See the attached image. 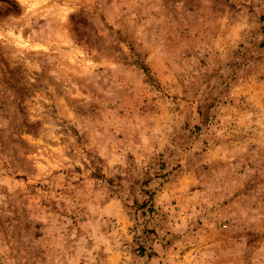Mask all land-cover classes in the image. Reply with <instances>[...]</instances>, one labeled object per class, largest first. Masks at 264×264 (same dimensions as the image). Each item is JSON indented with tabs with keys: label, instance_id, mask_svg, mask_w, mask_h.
I'll return each mask as SVG.
<instances>
[{
	"label": "clouds",
	"instance_id": "1",
	"mask_svg": "<svg viewBox=\"0 0 264 264\" xmlns=\"http://www.w3.org/2000/svg\"><path fill=\"white\" fill-rule=\"evenodd\" d=\"M0 264H264V0H0Z\"/></svg>",
	"mask_w": 264,
	"mask_h": 264
}]
</instances>
